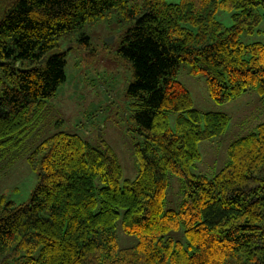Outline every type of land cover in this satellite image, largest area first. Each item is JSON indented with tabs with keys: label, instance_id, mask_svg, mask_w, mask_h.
Masks as SVG:
<instances>
[{
	"label": "trees",
	"instance_id": "obj_1",
	"mask_svg": "<svg viewBox=\"0 0 264 264\" xmlns=\"http://www.w3.org/2000/svg\"><path fill=\"white\" fill-rule=\"evenodd\" d=\"M257 7L264 0H0V159L66 80L59 41L107 11L131 23L116 53L132 69L126 94L143 136L137 175L123 185L105 141L100 149L64 130L44 138L26 157L38 171L29 200L0 194V264H264V122L229 144L219 172L194 174L200 141L222 135L230 117L194 108L174 77L187 63L218 104L250 89L264 98V43L239 40ZM78 40L90 46L85 32ZM170 173L183 181L178 210L164 209ZM118 223L136 244L118 245ZM180 228L186 246L170 236Z\"/></svg>",
	"mask_w": 264,
	"mask_h": 264
},
{
	"label": "rangeland",
	"instance_id": "obj_2",
	"mask_svg": "<svg viewBox=\"0 0 264 264\" xmlns=\"http://www.w3.org/2000/svg\"><path fill=\"white\" fill-rule=\"evenodd\" d=\"M255 15L257 21L251 30L239 34L244 44L264 43V8L257 7ZM215 17L225 26L233 23L231 11L218 10ZM130 25L119 21L114 11H107L102 20L87 22L59 41L57 50H66V80L46 99L45 107L21 143L10 147L0 159V194L18 204L29 200L38 171L29 166L26 157L44 138L58 130L77 133L100 149L102 141L108 143L121 164L120 185L136 177L138 164L134 144L141 142L143 136L137 131L135 112L126 94L134 77L129 63L116 53ZM80 31L89 36V47L78 40ZM189 70V64L180 63L174 77L189 90L193 107L200 111L223 112L230 117L222 135L200 141L201 159L191 167L194 174L211 177L226 165L229 144L255 131L256 126L264 122V98L250 89L228 103L218 104L210 98L205 78L191 75ZM177 114H169L173 129ZM167 183L164 209L178 210L183 200V181L170 173ZM115 234L120 247L133 246L137 242V237L124 233L119 223ZM170 236L187 245L183 228L170 232Z\"/></svg>",
	"mask_w": 264,
	"mask_h": 264
}]
</instances>
